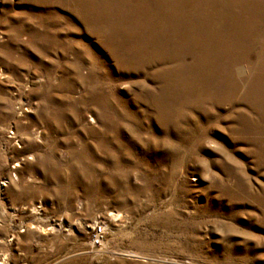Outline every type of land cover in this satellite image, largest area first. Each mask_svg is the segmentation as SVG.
<instances>
[{
	"label": "rangeland",
	"instance_id": "obj_1",
	"mask_svg": "<svg viewBox=\"0 0 264 264\" xmlns=\"http://www.w3.org/2000/svg\"><path fill=\"white\" fill-rule=\"evenodd\" d=\"M162 1L0 0L1 264H264L262 66L174 72Z\"/></svg>",
	"mask_w": 264,
	"mask_h": 264
},
{
	"label": "bare ground",
	"instance_id": "obj_2",
	"mask_svg": "<svg viewBox=\"0 0 264 264\" xmlns=\"http://www.w3.org/2000/svg\"><path fill=\"white\" fill-rule=\"evenodd\" d=\"M122 1L125 2V0ZM172 1V5L169 4L170 2L168 0H163L161 4L165 7L171 6L173 9L177 8V13L175 14H171L169 11H163L164 13H162L157 10L152 12V14L149 16V13H143L145 6H141V10H138L140 6H136L137 10L135 11L138 13L135 14L134 17L130 16L128 13L125 15H122L121 13L120 15L122 16H120V18L123 20L121 31L131 38H136L135 35H139L143 32L151 36L166 32L164 35L162 34V36L167 37L168 42L170 41L171 44H173L175 51L177 52L174 59L177 61V66L172 70L174 72L180 73H183V71H188L189 73H200L197 74L196 77L194 75L191 76L190 74L189 77H192L195 82H200L203 84L206 83L210 78H214L217 72H222L225 80L229 81L231 78L229 65H236L235 67H237V64H246L248 67L253 65L255 66V69H257L261 64V71L259 73H255V92L253 93L255 98L254 103L252 101V109L258 116L257 120H260L259 118H261L262 127L260 129L262 130L263 128L264 130V58L261 60L255 59L256 56L262 53L264 50L263 44L261 43V40H264V0H225L221 3L223 5L219 3L221 6H217L216 2L215 4H207L206 2V4H204L202 2L204 0ZM88 5L89 4H87V6ZM126 5L128 4L126 3ZM90 6L94 10V13L98 15V6ZM234 6H237V11L234 10ZM182 7H184V9ZM222 10H224V12ZM115 15L118 16V14ZM215 16L221 17L220 29H223L222 31L216 32V29L219 28V26L217 27L216 24L211 23V19H213ZM138 22L141 23L137 24ZM116 30H114V32ZM254 38L255 43L253 42ZM142 42L144 41L142 40ZM140 46L142 47V45ZM169 51L171 50L169 49ZM214 51L217 53L215 55H211V53ZM254 51L255 58L253 57ZM129 53L131 54V52ZM187 54H189L192 58V61L189 63L185 61V55ZM162 58L164 59L166 56ZM161 61L162 63L164 62L162 59ZM209 72L211 73V76L209 75ZM171 75H173V73ZM171 75L168 74L167 76ZM251 98L253 97L251 96ZM105 106L107 107V105ZM262 135H264V131ZM262 141H264V139Z\"/></svg>",
	"mask_w": 264,
	"mask_h": 264
},
{
	"label": "built area",
	"instance_id": "obj_3",
	"mask_svg": "<svg viewBox=\"0 0 264 264\" xmlns=\"http://www.w3.org/2000/svg\"><path fill=\"white\" fill-rule=\"evenodd\" d=\"M105 237V229L102 225L97 224L91 233V244L93 246L102 245Z\"/></svg>",
	"mask_w": 264,
	"mask_h": 264
}]
</instances>
